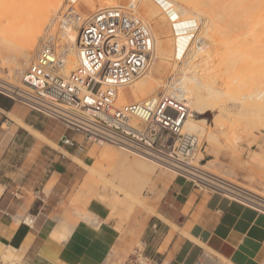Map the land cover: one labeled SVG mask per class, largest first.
Instances as JSON below:
<instances>
[{
  "label": "crops",
  "instance_id": "obj_1",
  "mask_svg": "<svg viewBox=\"0 0 264 264\" xmlns=\"http://www.w3.org/2000/svg\"><path fill=\"white\" fill-rule=\"evenodd\" d=\"M80 25L73 22L66 30H50L48 35L54 39L38 51L41 62L34 51L19 72L11 73L16 83L29 66L52 70L58 53L66 55L70 68ZM151 48L145 72L121 87L118 97L120 104L135 101L132 106L143 119L149 114L141 100L155 102L157 96L169 95L188 106L192 98L186 84L168 75V56ZM1 72L8 69L1 68ZM126 93H133V100L122 101ZM59 96L65 99L64 94ZM1 110L7 115L0 114V257L7 264H264L263 211L219 193L200 191L166 168L167 173L154 179L163 186L153 196L152 212L132 211L121 206L123 196L116 188L98 186L97 180L108 182L106 172H112L118 182H141L130 165L154 172L157 164L117 146L81 140L61 121L32 114L30 109L25 113L10 104L0 106ZM121 121L136 134H142L140 129L146 126L128 118ZM248 133L246 128H237L224 147L205 139L214 158L201 164L198 153L195 162L264 197V139L258 143L259 151L243 160L242 141ZM64 135L75 144H62ZM221 148L226 162L218 158ZM115 164L121 167L118 174ZM245 164L260 169L248 177H257L262 189L242 186L233 179ZM130 186L125 197L138 199L137 185Z\"/></svg>",
  "mask_w": 264,
  "mask_h": 264
},
{
  "label": "bare ground",
  "instance_id": "obj_2",
  "mask_svg": "<svg viewBox=\"0 0 264 264\" xmlns=\"http://www.w3.org/2000/svg\"><path fill=\"white\" fill-rule=\"evenodd\" d=\"M122 1H124V4L130 3L132 6L141 3L137 9L134 8L130 12L132 11L133 18H136L137 21L145 25L144 28L147 29V32L152 37V46L161 50L167 56L169 53L170 57L168 58L166 69L169 72H173L177 77L176 79L185 81L189 93L192 94V98L194 96V100L198 101L191 104L190 110L195 105L199 113L216 111L213 117L214 121H212L213 128H216L214 127L215 122L220 126L222 124L227 125L228 123V134L234 131L238 123L246 125L251 120H254L250 115H246V111L240 109L233 111L229 105L233 101L240 100L241 95L239 92L243 88L249 91V96H253V98H260L264 95V11H262L264 10V0H239L238 4L237 0H229L232 3L230 4L229 2L230 5L226 3L228 0H194L195 3H193L192 7L190 4L191 0H110L111 4H113L111 6H109V1H106L107 4H105L106 2L100 0L101 3L105 4V7L101 5L104 7L102 10H100L99 4H96L99 6L96 8L92 0H81L76 14L64 16V13L62 14L63 10H60L59 7L50 15H43L42 17H33L32 13L33 11L42 10L47 6L46 0H0V87L13 88L19 84L16 83V79L9 72L13 71L15 74L19 72L22 62H25L21 54L28 57L34 51H40L41 46L45 42L54 39L48 35L50 32L48 25L65 26L71 24L76 19H89L95 13L103 10L119 9L122 12L123 6L120 3ZM182 5H186L187 10H183ZM181 6L183 9L178 10L177 7ZM231 8L238 9L234 10ZM245 9H249L248 12L245 15H241L243 11L245 12ZM168 15H171L170 18H167ZM234 15L243 20L242 25L244 27L241 29L249 31L255 26L259 35H255L252 32V37H261V42L254 45L253 48L254 53L257 54L251 52V56L255 59H250L251 63L257 62L253 65L250 64V60L245 62L246 66L248 65L251 68L253 77H257L256 81H253L251 78L248 79L244 75L239 76L238 74L241 69H238L237 63L241 55L240 53L243 51L244 54L245 50L238 47L242 38L239 35L240 26L238 25V23H241V20L239 22L234 21L231 18ZM63 16L66 20L63 19ZM206 16H210V20H207L211 21L209 28L204 30L195 29V21L203 19ZM60 21L61 23L58 24ZM214 22H219L220 25L215 26ZM151 23L157 26L156 32L150 31L149 24ZM162 28H164L163 31H161ZM118 30H120L118 33L124 37L131 33L129 29L124 27ZM29 38L33 42L29 41ZM234 45L237 46V49ZM232 47L234 49L228 52L230 54L229 58L217 56L216 53L220 49H232ZM249 48L251 49V46ZM236 51H239V53ZM1 68H7L8 72L3 74ZM207 68L212 70L210 71ZM227 69L229 70L228 73H226ZM224 72L225 74L223 75ZM220 114H224L226 118ZM223 120L226 122L224 123ZM258 124L261 125V123ZM203 126L197 125L194 120L192 121V119L187 118L183 129L193 133L194 131H204L205 127ZM209 127L210 124L205 129L207 137L212 134L208 129ZM150 132L156 143L146 142L162 151V154H168L171 149V141L168 135L158 129L155 124L150 127ZM96 144L98 146H117L135 155L149 159L176 174L175 170L169 166L147 155L134 153L123 146L110 142ZM156 154L162 157L161 153ZM193 165L202 173L200 174L203 176L202 179L230 192L240 194L264 207V197L200 167L195 162H193Z\"/></svg>",
  "mask_w": 264,
  "mask_h": 264
},
{
  "label": "built area",
  "instance_id": "obj_3",
  "mask_svg": "<svg viewBox=\"0 0 264 264\" xmlns=\"http://www.w3.org/2000/svg\"><path fill=\"white\" fill-rule=\"evenodd\" d=\"M82 21L70 68L66 55L58 53L53 59L52 70L29 66L21 74L17 86L0 87V94L23 103L35 113L61 121L84 141L110 142L147 155L175 170L200 191L219 193L264 212V207L252 200L202 179V173L193 165L202 141L198 134L183 129L191 112L184 101L169 95L157 96L155 102L144 101L149 116L143 125L150 121L168 135L171 141L168 154L148 144L143 134L140 133L145 138L129 133L121 121L129 120L131 114L124 109L129 105L118 103L119 91L145 72L152 57V37L129 10L126 13L119 9L103 10ZM121 27L131 33L122 37L118 33ZM38 51L35 56L41 62ZM59 93L64 94L65 99ZM61 142L69 146L75 144L66 135ZM156 153H161L162 157Z\"/></svg>",
  "mask_w": 264,
  "mask_h": 264
},
{
  "label": "rangeland",
  "instance_id": "obj_4",
  "mask_svg": "<svg viewBox=\"0 0 264 264\" xmlns=\"http://www.w3.org/2000/svg\"><path fill=\"white\" fill-rule=\"evenodd\" d=\"M80 1L81 0H46L48 5L45 6L42 10L33 11L32 14L34 15L33 17H42L43 15H50L51 13H53L54 10H57L56 8L60 7V10H63L62 14L64 13V16H66V15L71 16L73 14H76L77 11L79 10ZM92 1H93L92 3H94L95 5L99 4L100 7L97 6V5L95 6L94 4L93 5L96 8L97 7L101 8L100 10H102L105 7V4H107L106 1H109V4H110L109 6L113 5V4H111L110 0H102L103 2H106L105 4H103V2L101 3L100 0H98V2H97V0H92ZM230 1H233V0H230ZM230 1L228 0L226 2L227 5L232 4ZM238 1L239 0H237V4H238ZM245 1H247V0H245ZM123 2L124 1L120 2L122 4V6H123V8H122L123 11L122 12H126L127 10L130 11V10H133L134 8L137 9L138 5L141 4V3H139V4H136V5L132 6V5H130V3H128V4L125 3L124 4ZM229 2H230V4H229ZM143 3H145V2H143ZM146 3L149 4L148 2H146ZM193 3H195L194 0H191L190 1L191 7L193 6ZM151 4H153V2H151ZM101 5H103L104 7H102ZM186 5L185 6L182 5L184 9L182 8V6L181 7H177V8H178V10L179 9L180 10H182V9L183 10H187L186 9V7H187ZM134 6H136V7H134ZM231 9H234V8H231ZM236 9H238V8H235L234 10H236ZM248 10L249 9H245V12L243 11V14H241V15H245L248 12ZM262 11H264V10H262ZM166 12H167V10H166ZM139 15H141V14H139ZM64 16H63V19L66 20V18ZM170 16L171 15H168L167 18H170ZM231 18H233L234 21H238V22H239V20H241V23H238V25L240 26V28H239L240 29V34L239 35L242 38H241L240 46H238V47L242 48V50H245L244 54H243V51L240 53L241 55H240V58H239V61H238L237 65H238V69L240 68L241 70H240V73H238V72L237 73L239 74V76L240 75L241 76L244 75L248 79L251 78L253 81H256L257 77L256 76L253 77V73H252L251 68L248 65L246 66L245 62H247L250 59L251 60H255L254 57L251 56V52L253 54H257V53H254L253 48H254V45H256V44L261 42V37L260 36H257L255 38L252 37V35H251L252 32L255 35H259L255 26H253V29H251L249 31H246L245 29H241V28L244 27L242 25V21L243 20L241 18H237L235 15L232 16ZM207 20H210V16H206L203 19H197L195 21V23H194L195 29L198 28L200 30L201 29L204 30V29L209 28V25L211 24V21H207ZM73 22L82 23L83 21L80 20V19H76ZM198 22H201V23H198ZM71 24H68V25H65V26H59V25L58 26L57 25L49 26L48 25V27L50 28V30H53V29L66 30V29L69 28V26ZM214 25L218 26V25H220V23L219 22H214ZM149 28H150V31H153V32H156L155 30L158 29L157 26L156 25H152V23L149 24ZM163 29L164 28H162L161 31H163ZM165 30L167 31V29H165ZM247 32H249V33H247ZM157 38H159V37H157ZM29 41L33 42V40H31V38H29ZM28 43L30 44V42H28ZM234 46L237 49V46L236 45H234ZM250 46H251V49L249 48ZM233 49H234L233 47H232V49H230V48H222L216 54H217V56H220L221 58H229L230 54L228 52L232 51ZM236 52L239 53V51H236ZM35 54H36V52H35ZM224 55H225V57H224ZM249 55H250L251 58L249 57ZM21 56H23L24 61H26L27 58L30 57L31 55L28 56V57H25L23 54H21ZM169 57H170V55L168 53V58ZM36 60L38 61V58H36ZM251 60H250V64L251 65H253V64H255L257 62V61H254V62L251 63ZM223 67H224V65H223ZM207 69H210V68H207ZM211 70L212 69H210V71ZM12 72L13 71H10L9 73L11 74ZM69 72H71V70ZM228 72H229V70L227 69L226 73H228ZM167 73H168V75L174 77L175 79L177 78L175 76V74H173V72H169L167 70ZM224 74H225V72L223 73V75ZM13 77L15 79V76H13ZM177 80L179 82H183L184 84H186V82L183 81V80H180V79H177ZM16 82H17V80H16ZM239 93L241 95L240 96V100H237V101H233L232 100L233 102H231L229 107L233 111L238 110V109L244 110L247 113L246 115H250L251 118L254 119L253 121L251 120L249 123L246 122L247 123L246 125L243 124V123L242 124L238 123L236 128L234 129V131H235L237 128H246V129H248V132H250L244 137V139L242 141V150H241L242 159L243 160H247L252 153L259 151L258 143L260 141H262V139H264V127H263L264 126V95H263V97H260V98H253V96H249L250 92L246 91L244 88ZM4 98L9 100L8 101L9 105L12 104V106L14 105L15 107H19L21 109V111H23L25 113L26 112H30L29 107L24 105L23 103H21L19 101L12 100V99H10L8 97L6 98V96ZM133 98H134L133 93H126V94L122 95L121 100L124 101V102H129L130 100H133ZM144 101L145 100H141L140 102L144 104L145 103ZM197 102L194 100V96H193V98H191V100H190V102L188 104L189 110H190V107H192L191 104L197 103ZM134 103H136V102L134 101V102H131V103H128V104H122V105H131L130 108H128V107L124 108V109H127V111L131 114L129 120L135 121L140 126H143L145 118L143 119V117H141V115L139 114L141 111L136 106H132ZM198 106H200V105H198ZM190 111H191L190 112L191 115L188 118L192 119V121L194 120L197 125L199 124L200 126H203V124H204L203 127H205L204 131H198V132L194 131L193 132L194 134L197 133L198 136L200 137L201 141H202L201 149H200L199 154H198L199 155L198 156V163L203 164V163L207 162L208 160L214 158L212 152L209 149L208 143H207V141H205V139L209 138V139H207L209 142H215L218 147H224V145L226 143H228L229 138H230L231 134L234 131L233 132L231 131L228 134L227 133V130H228V126L227 125H228V123H227V125H224V124L221 123L222 121L219 122L220 124H222L221 126L218 123L216 124V122H215L214 123V127H216V128L218 127V128L217 129L213 128V122L212 121H214L213 117H214V114L216 113V111H213V112L208 111L207 113L200 114L198 112V109L195 107V105H193V108ZM31 112H32V114L35 113L33 111H31ZM0 114L1 115H3V114L7 115L6 112L2 111V110L0 111ZM35 114L38 115V113H35ZM220 115L224 116V114H220ZM40 117H43V116H40ZM220 118H222V117H220ZM225 118H222V119H225ZM262 120H263V122H262ZM223 122H224V120H223ZM258 123H261V125L258 124ZM209 124H210V127L208 129H209V131L212 132V134L207 137L205 135V129H206L207 125H209ZM152 125H153V123L149 122L146 126H144V127H142L140 129V132H142V134L147 138V139H145L147 142H153L154 143L155 140H154V138H153V136H152V134L150 132V127H152ZM129 133L130 134L132 133L137 138H142V136H143L140 133L136 134L135 132L130 131V130H129ZM82 138L83 137L81 136L80 139L82 140ZM219 141H222L223 144H220ZM93 143H95V142H93ZM104 146L105 147H110V146H107V145H104ZM118 151L129 155L130 159L133 158V155L130 154L131 152L128 153V152H125V151L120 150V149ZM196 155H195V157H196ZM218 158L221 159V161H223V162L227 161V158L225 156V149H223V148L219 149ZM193 162H195V159L193 160ZM153 166L156 168V170L154 172H148L147 170L145 171V170H142V169L138 168L134 164L130 165L131 172L133 174H136L139 177V179L141 180V182H129V181L127 183L126 182H118V179L113 177L114 173L106 172L105 181L107 180L108 182H102L100 179H98L97 180V184H98V186H101V187L103 185H105L107 187V189H110L111 187L116 188L118 190V193L122 194V196H123L122 200H123L124 203L121 204V206L125 205L127 207H130L132 211L134 209L144 208V209H147L148 212H152L153 205H152L151 202H153V200H155V198H153V196H155L156 190H158L161 186H163V182H154V179L156 178L157 174L167 173L166 169H164L163 167H160V166H157V165H153ZM114 167H115V170H116L115 174H118L119 171L121 170V167L118 164H115ZM258 172H260V169L258 167L254 166L253 164H249V165L245 164V165H243L242 168L237 170V174L234 176L233 179L235 181H237L236 183H238V184H240L242 186L249 187L251 189H259L260 190V189H262V187L257 181L258 178L257 177L249 178L248 177L249 174H253V173L257 174ZM176 176H179V175L175 174L174 177H176ZM180 177H182V176H180ZM131 184L137 185L136 186V190H138V199H132L130 197H125V192H126V190H128L131 187L130 186ZM15 263L16 262H13V263H10V264H15ZM0 264H7V262H5L4 259H2L0 257Z\"/></svg>",
  "mask_w": 264,
  "mask_h": 264
},
{
  "label": "trees",
  "instance_id": "obj_5",
  "mask_svg": "<svg viewBox=\"0 0 264 264\" xmlns=\"http://www.w3.org/2000/svg\"><path fill=\"white\" fill-rule=\"evenodd\" d=\"M4 97H5L4 95L0 94V106L7 108V107H9V102H8L9 100L5 99Z\"/></svg>",
  "mask_w": 264,
  "mask_h": 264
}]
</instances>
